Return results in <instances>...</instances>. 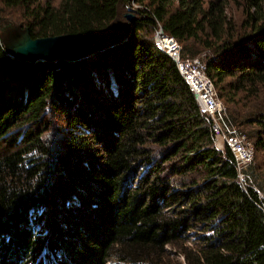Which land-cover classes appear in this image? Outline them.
Wrapping results in <instances>:
<instances>
[{
  "label": "trees",
  "instance_id": "trees-1",
  "mask_svg": "<svg viewBox=\"0 0 264 264\" xmlns=\"http://www.w3.org/2000/svg\"><path fill=\"white\" fill-rule=\"evenodd\" d=\"M57 1L0 0V15L18 11L32 39L98 33L105 47L31 63L0 41V264H264V170L253 159L240 180L155 43L161 29L202 57L257 157L264 0Z\"/></svg>",
  "mask_w": 264,
  "mask_h": 264
},
{
  "label": "built area",
  "instance_id": "built-area-1",
  "mask_svg": "<svg viewBox=\"0 0 264 264\" xmlns=\"http://www.w3.org/2000/svg\"><path fill=\"white\" fill-rule=\"evenodd\" d=\"M158 31L155 35L157 48L174 61L179 74L193 93L201 114L211 124L216 148L222 150L227 147L231 151L242 180L243 171L253 160L251 143L228 119L226 108L218 99L214 85L206 75L205 64L198 58H182L176 40L164 36L161 29Z\"/></svg>",
  "mask_w": 264,
  "mask_h": 264
},
{
  "label": "water",
  "instance_id": "water-1",
  "mask_svg": "<svg viewBox=\"0 0 264 264\" xmlns=\"http://www.w3.org/2000/svg\"><path fill=\"white\" fill-rule=\"evenodd\" d=\"M125 17L130 23L136 20V17L131 15ZM119 29L123 30L124 36L130 32V28L119 27ZM116 37L121 38L120 35ZM0 41L7 55L31 63L51 62L58 59L75 61L105 47L104 38L98 33L32 39L28 28L12 24L2 30Z\"/></svg>",
  "mask_w": 264,
  "mask_h": 264
},
{
  "label": "rangeland",
  "instance_id": "rangeland-1",
  "mask_svg": "<svg viewBox=\"0 0 264 264\" xmlns=\"http://www.w3.org/2000/svg\"><path fill=\"white\" fill-rule=\"evenodd\" d=\"M41 2L42 3L51 2L53 4H56L58 1L57 0H41ZM126 15H131V16H134V17L138 18L137 7L136 6H132L130 8H126V9L121 10L120 19H119L120 23L118 24V27H116L115 30H114V36H119V35L123 34V30L119 29V27H126V28H130L131 29V27L133 26V23H130L126 19V17H125ZM236 15L238 16L239 13L236 12ZM9 24L21 25L18 11H16V10H7V11H5L4 13H2L0 15V34L2 33V30L6 29ZM199 59L202 60V57H199ZM253 159H254V163L255 164L257 163L261 167V169L264 170V154L260 153L256 157V155H254V153H253ZM242 179H243V176H242ZM169 249L170 248H167V250H169ZM171 253H172V256H173L174 252L172 251ZM42 262H43V260H41V263ZM48 264H54V262L51 260V261H49Z\"/></svg>",
  "mask_w": 264,
  "mask_h": 264
}]
</instances>
